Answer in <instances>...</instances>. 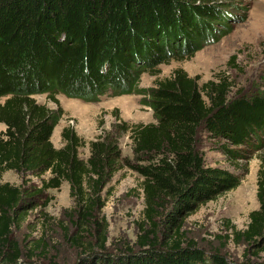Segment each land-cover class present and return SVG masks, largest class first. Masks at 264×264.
<instances>
[{"label":"trees","instance_id":"1","mask_svg":"<svg viewBox=\"0 0 264 264\" xmlns=\"http://www.w3.org/2000/svg\"><path fill=\"white\" fill-rule=\"evenodd\" d=\"M230 1L0 0V264H57L46 259L43 239L23 252L11 234L36 207V196L64 182L75 226L66 240L81 252V264H264V157L256 176L258 207L244 229L227 226V241L245 245L244 260L204 251L184 229L188 216L241 181V175L206 163L200 136L232 158L243 157L264 136V92L231 97L227 77L200 84L183 69L156 78L146 91L137 87L143 73L157 77L159 65L182 61L224 28L231 30ZM131 92L148 96L154 118L119 121L131 157L107 134L88 142L81 158L85 142L70 126L61 132L63 145L53 146L62 114L58 94L93 102ZM37 94H46L56 108L38 104ZM122 168L141 178L143 208L134 248L112 255L106 250L104 191ZM7 171L40 184L3 182Z\"/></svg>","mask_w":264,"mask_h":264},{"label":"rangeland","instance_id":"2","mask_svg":"<svg viewBox=\"0 0 264 264\" xmlns=\"http://www.w3.org/2000/svg\"><path fill=\"white\" fill-rule=\"evenodd\" d=\"M230 2L231 17L228 20L231 30L224 28L220 37L182 61L170 60L159 65L157 77L143 73L137 87L146 91L153 88L156 78H166L174 70L183 69L190 77H198L200 84L220 76L227 77L233 85L231 97L237 93L248 96L264 92V0ZM107 95L99 101L82 102L58 94L56 98L62 114L52 132L53 146L60 148L63 145L61 132L70 126L85 142L78 150L81 158L88 155V142L107 134L118 139L124 156L131 157L128 134H120L117 125L119 121L129 125L154 122L152 110L146 104L148 96L135 92ZM33 98L38 104L52 110L56 108L46 94H37ZM4 130L5 126L0 123V132ZM260 138L258 142L254 140L253 147L243 152V157L236 158L221 151L203 135L199 138L200 149L208 165L241 175L239 186L199 207L185 220L187 236L206 252L220 250L230 259H245V245L227 241L230 233L227 226L231 224L236 229H244L248 214L258 207L256 176L260 160L264 157V136ZM2 181L24 187L40 184L38 178L14 171L5 172ZM140 181L136 173L122 168L105 188L102 215L107 224L106 250L112 255H117L126 247L134 248L143 208ZM45 202L47 205L43 208ZM34 203L36 207L27 212L20 228H12V239L23 252L33 249L37 241L43 239L47 245L46 259L57 264H81L78 261L81 252L66 240V235L75 231L68 184L64 182L58 189H50L41 197L36 196ZM259 256L264 261V252Z\"/></svg>","mask_w":264,"mask_h":264},{"label":"built area","instance_id":"3","mask_svg":"<svg viewBox=\"0 0 264 264\" xmlns=\"http://www.w3.org/2000/svg\"><path fill=\"white\" fill-rule=\"evenodd\" d=\"M105 96H106V95H103V96L99 97V100H102L103 98H105ZM107 96H109V95H107ZM99 100H98V101H99ZM81 101H82V100H81ZM82 102H84V101H82ZM93 102H95V101H93Z\"/></svg>","mask_w":264,"mask_h":264}]
</instances>
